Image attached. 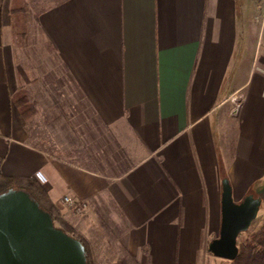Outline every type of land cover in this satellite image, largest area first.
I'll return each instance as SVG.
<instances>
[{"label":"crops","instance_id":"obj_1","mask_svg":"<svg viewBox=\"0 0 264 264\" xmlns=\"http://www.w3.org/2000/svg\"><path fill=\"white\" fill-rule=\"evenodd\" d=\"M263 10L264 0H53L27 9L20 47L0 0L3 173L46 187L88 239L108 223L116 262L221 259L209 244L223 179L237 202L260 197L257 215L264 202ZM22 49L31 64L40 50L46 68L19 72Z\"/></svg>","mask_w":264,"mask_h":264},{"label":"water","instance_id":"obj_2","mask_svg":"<svg viewBox=\"0 0 264 264\" xmlns=\"http://www.w3.org/2000/svg\"><path fill=\"white\" fill-rule=\"evenodd\" d=\"M222 220L219 236L209 250L234 260L239 236L248 231L261 203L249 193L237 202L228 178L222 182ZM0 264H88L85 245L55 224L29 191L10 187L0 192Z\"/></svg>","mask_w":264,"mask_h":264},{"label":"trees","instance_id":"obj_3","mask_svg":"<svg viewBox=\"0 0 264 264\" xmlns=\"http://www.w3.org/2000/svg\"><path fill=\"white\" fill-rule=\"evenodd\" d=\"M10 14L13 25L14 41L18 46H22L27 33L26 11L23 0H12ZM4 157L0 154V192L10 187L24 188L39 201L40 205L49 211L55 224L63 228L68 233L77 237L85 245L88 264L92 262V254L87 239L76 231L69 222L62 216L60 209L51 199V196L43 185L29 176H9L3 173L1 165ZM239 254L230 264H264V224L262 227L246 236H239ZM116 264H140L132 254L121 257Z\"/></svg>","mask_w":264,"mask_h":264},{"label":"rangeland","instance_id":"obj_4","mask_svg":"<svg viewBox=\"0 0 264 264\" xmlns=\"http://www.w3.org/2000/svg\"><path fill=\"white\" fill-rule=\"evenodd\" d=\"M52 1L53 0H23V3H24L26 13H27V9L29 10V12L33 13L34 11L38 10L39 8L45 7L48 4L52 3ZM7 3L5 5V10L7 8ZM11 4H12V0H10V6H11ZM258 12L261 13L260 9H258ZM26 24H27V16H26ZM26 35H27V33H26ZM24 43H25V41H24ZM33 52H34L35 57L38 60V63L36 61L35 63L33 62L31 64V61L29 58L31 52L25 51L24 49L16 51V54H18V56H19L18 59L21 60L19 62L20 66H17L18 70H19V72L21 71L22 74L25 71L27 77H31V76H29L30 75L29 70L34 69L33 74H32V77H34L36 74V68L37 67L39 68L41 66V69L46 68V65H45L46 62L44 60L45 55L42 54L40 52V50L33 51ZM21 65H23V66H21ZM31 65H32V68L34 67L33 69H31ZM49 70H50V68H49ZM46 71L47 70H45L44 72L46 73ZM41 74H43V73H41ZM50 74H52V73L49 72V75ZM21 78L23 81L24 78L23 77H21ZM27 80H29V78H27ZM52 80H53V78H52ZM53 84L54 83L51 82L49 84V86H53ZM23 87H25V90L27 92L30 91V84L28 82L23 81ZM43 87H46V82L43 83ZM262 188L264 190L263 185L261 186L260 189H262ZM263 210H264V202L261 206V212L259 211L257 218L254 220V222L250 226L249 230L242 233L241 234L242 236H246V235H248L254 231L259 230L262 227V225L264 224V213H262ZM104 223L106 224L107 222L104 220ZM106 225L107 226H104L105 228L104 227L99 228L96 231H94V230H88V232L85 231L86 233H89L88 234L89 239L86 238V236L83 233L78 231L77 228L73 226V228L76 231L80 232L87 239V241L90 245V249H91L92 262L95 264H115L117 256H119V254L120 255L124 254L123 248H122V243H120V241H118L117 234L115 233V230H113V228L111 226H109L108 223ZM212 258H214V257H212ZM212 260H208L207 262H204L205 259L201 258L200 262L202 261V263H204V264H230V260L224 259V258L219 259V258L215 257L214 260H216V261L214 262Z\"/></svg>","mask_w":264,"mask_h":264},{"label":"built area","instance_id":"obj_5","mask_svg":"<svg viewBox=\"0 0 264 264\" xmlns=\"http://www.w3.org/2000/svg\"><path fill=\"white\" fill-rule=\"evenodd\" d=\"M261 24L262 26H264V10H263V13H262V16H261ZM64 201L70 205V206H76L78 209H81L82 206H84V204H78V202H76L71 196L69 195H65L64 196Z\"/></svg>","mask_w":264,"mask_h":264}]
</instances>
